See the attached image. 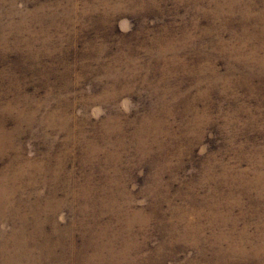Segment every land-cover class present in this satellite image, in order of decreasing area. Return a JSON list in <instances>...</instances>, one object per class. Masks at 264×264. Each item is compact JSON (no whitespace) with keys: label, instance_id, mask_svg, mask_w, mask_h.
<instances>
[{"label":"rangeland","instance_id":"obj_1","mask_svg":"<svg viewBox=\"0 0 264 264\" xmlns=\"http://www.w3.org/2000/svg\"><path fill=\"white\" fill-rule=\"evenodd\" d=\"M0 264H264V0H0Z\"/></svg>","mask_w":264,"mask_h":264}]
</instances>
